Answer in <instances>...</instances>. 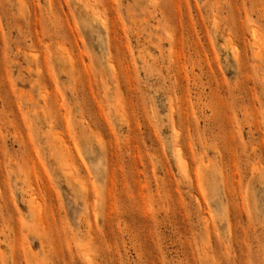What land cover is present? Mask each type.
Masks as SVG:
<instances>
[{
  "label": "rangeland",
  "instance_id": "obj_1",
  "mask_svg": "<svg viewBox=\"0 0 264 264\" xmlns=\"http://www.w3.org/2000/svg\"><path fill=\"white\" fill-rule=\"evenodd\" d=\"M0 264H264V0H0Z\"/></svg>",
  "mask_w": 264,
  "mask_h": 264
},
{
  "label": "bare ground",
  "instance_id": "obj_2",
  "mask_svg": "<svg viewBox=\"0 0 264 264\" xmlns=\"http://www.w3.org/2000/svg\"><path fill=\"white\" fill-rule=\"evenodd\" d=\"M102 20V19H101Z\"/></svg>",
  "mask_w": 264,
  "mask_h": 264
}]
</instances>
